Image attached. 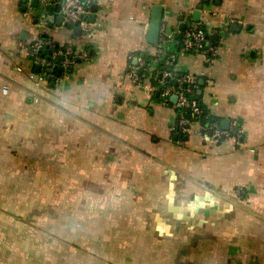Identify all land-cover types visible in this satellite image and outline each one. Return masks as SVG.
I'll return each mask as SVG.
<instances>
[{"label":"crops","instance_id":"1","mask_svg":"<svg viewBox=\"0 0 264 264\" xmlns=\"http://www.w3.org/2000/svg\"><path fill=\"white\" fill-rule=\"evenodd\" d=\"M92 3L77 37L58 14L43 29L30 0H0V187L18 192L13 210L0 199V264H264V0ZM199 5L219 57L180 54L174 71L216 123L237 122L218 146L197 123L174 131L171 98L127 75L128 56L153 52V6L178 39ZM36 39L88 61L38 82Z\"/></svg>","mask_w":264,"mask_h":264},{"label":"built area","instance_id":"2","mask_svg":"<svg viewBox=\"0 0 264 264\" xmlns=\"http://www.w3.org/2000/svg\"><path fill=\"white\" fill-rule=\"evenodd\" d=\"M59 4V15L62 18L60 26L76 25L82 34L88 32L90 24L87 17L93 6L92 0H38L39 25L48 29L50 23L46 20L49 7ZM184 23V22H183ZM81 35V34H80ZM176 39L171 33H166V27L161 26L159 42L152 48V62L146 66L140 57L128 56L127 75L131 83L138 86L147 85L148 94L153 97L158 94L166 102L176 97L174 107L180 110L177 133L185 135L193 123L201 126L200 135L207 145L218 146L225 141H238L241 131L236 121L229 123L228 130L224 131L216 122H211L199 106L198 102L189 97L198 89L195 80L189 75L175 76L174 67L180 54L196 55L202 57L207 63H213L219 57L220 46L213 41L219 35L217 30L208 31L200 22L189 23L184 32ZM50 48L51 55L47 59L43 56L44 47ZM29 58L39 71L32 77L42 81L45 72L51 73V78L62 80L66 77L68 69L82 61H88L86 54L78 53L72 45H55L49 41L36 39L29 49ZM61 70V75L55 74ZM185 85V87L183 86Z\"/></svg>","mask_w":264,"mask_h":264},{"label":"water","instance_id":"3","mask_svg":"<svg viewBox=\"0 0 264 264\" xmlns=\"http://www.w3.org/2000/svg\"><path fill=\"white\" fill-rule=\"evenodd\" d=\"M23 3H26V1H23ZM31 3V7L34 9L38 8V0H30ZM60 8L61 6L59 4L53 6V7H49L47 9V13L46 15L49 17L54 16L55 14L60 13ZM97 10V7L95 5H93L91 7V12L95 13ZM163 6H153L150 10V20H149V26H148V30H147V35H146V39H145V43L152 47V48H156L159 42V36H160V29L162 26V17H163ZM202 10V5H199L197 7V9L192 13L191 15V19L187 22V23H183L179 25V32L182 33L184 32V30L187 28L189 23H197L200 21V12ZM34 16L38 17V12L34 14ZM62 23V18L59 15V17L56 18V25L60 26ZM89 24L94 23L93 22V17L89 18L88 21ZM69 30H72L74 32V35L79 37L81 34V31L79 29L78 26L76 25H67L66 26ZM172 31L171 27H167L166 29V33L170 34ZM181 36H178V39H180ZM217 37H214L213 40H216ZM36 71H39V67H36ZM200 85H202V82L200 83ZM199 96L201 95V91H198L197 93ZM156 97H158V94H156ZM170 101L172 103L176 102V97H172L170 99ZM229 122L228 120H223L220 123V128L224 131L228 130L229 127Z\"/></svg>","mask_w":264,"mask_h":264},{"label":"trees","instance_id":"4","mask_svg":"<svg viewBox=\"0 0 264 264\" xmlns=\"http://www.w3.org/2000/svg\"><path fill=\"white\" fill-rule=\"evenodd\" d=\"M151 50H152V48H151ZM50 55H51V52H50V48L48 47V46H45L44 47V50H43V56L45 57V58H49L50 57ZM136 57H140L143 61H144V63H145V65L146 66H148L151 62H152V58H153V55H152V53L151 54H149V52H142V53H138V54H136L135 55ZM61 70H56L55 71V74L56 75H58V76H60L61 75ZM175 76H177V77H180L181 75H179V74H177V73H175ZM196 85H197V83H196ZM184 87H185V85H183ZM189 97L190 98H192V99H194V100H196L197 102H198V104H199V106L202 108V110L204 111V114L206 115V116H208V118L210 119V121L211 122H215L216 121V119L215 118H212V117H210L209 115H208V113L205 111V109L203 108V106L201 105V103H200V96L197 94V90H195L194 92H193V94H192V96L191 95H189ZM179 112H180V110H179Z\"/></svg>","mask_w":264,"mask_h":264},{"label":"rangeland","instance_id":"5","mask_svg":"<svg viewBox=\"0 0 264 264\" xmlns=\"http://www.w3.org/2000/svg\"><path fill=\"white\" fill-rule=\"evenodd\" d=\"M17 189H13V187H0V199H3L6 201V206L7 208H5L6 210H13V203L15 202V198L16 195L18 194V192L16 193ZM11 208H8V207Z\"/></svg>","mask_w":264,"mask_h":264}]
</instances>
